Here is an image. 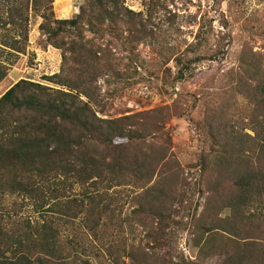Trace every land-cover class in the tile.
Masks as SVG:
<instances>
[{"label":"trees","instance_id":"1","mask_svg":"<svg viewBox=\"0 0 264 264\" xmlns=\"http://www.w3.org/2000/svg\"><path fill=\"white\" fill-rule=\"evenodd\" d=\"M3 1L8 9L0 17V43L7 55L27 54L31 12L42 19L44 45L61 50L62 68L46 78L61 87L55 89L26 80L3 85L9 67L0 64V202L8 194L22 196L45 219L8 231L0 210V264H182L161 253L169 247L175 207L190 196L183 170L169 161L170 137L154 122L162 109L104 119L93 107L97 82L112 66L86 33L102 38L117 31L153 44L152 16L131 11L124 0H84L74 18L57 20L54 0ZM238 63L230 72L236 76L232 93L213 98L206 110L211 115L199 126L207 149L194 165L195 183L205 203L188 230L197 264H264V53L245 48ZM187 68L179 69V79ZM235 96L247 102L249 113L229 122ZM126 190L122 204L119 194ZM126 202L134 208L129 215H123ZM221 211L229 217L222 219ZM62 224L78 227L62 239ZM136 224L147 247L158 252L128 245L125 230L137 231Z\"/></svg>","mask_w":264,"mask_h":264},{"label":"rangeland","instance_id":"2","mask_svg":"<svg viewBox=\"0 0 264 264\" xmlns=\"http://www.w3.org/2000/svg\"><path fill=\"white\" fill-rule=\"evenodd\" d=\"M3 3L6 2L0 0V17L7 15L8 8ZM83 4L84 0H54V17L57 20L72 19ZM124 5L144 17L152 16L148 25L154 30L156 40L153 44H138L117 31L105 32L102 38L99 34L86 33L93 50H96L95 45L102 48L108 57L107 63L112 66L109 74L97 82L99 91L94 96L93 107L98 117L104 119L162 109L159 115L162 121L152 118L155 125L161 124L163 132L170 137L167 144L169 161L175 160L183 170V177L186 176L190 186V196L187 194L188 201L175 207L177 214L173 215L168 230L169 247L161 253H168L173 263L197 264V249L191 242L193 236L189 231L191 220L200 215L205 203V197L199 195L195 183L197 172L194 165L207 149L199 126L211 115L210 111L206 112L207 104L213 98L232 93L230 83L236 76L230 72L236 71L241 51L246 48L264 53V0H124ZM29 20L26 55L9 56L10 50L0 43V64L9 67L3 85L26 80L61 89L46 78L60 73L62 52L44 45L39 16L30 12ZM3 33L5 30L0 29V38ZM177 59H181L180 65H177ZM184 65L188 67L187 71L183 79H179L178 71ZM2 92L1 85L0 94ZM222 102L225 101L220 100L215 105L220 107ZM247 105L235 96L230 105L231 118L227 120H240L249 113L244 110ZM146 123L152 130L149 124L153 122L146 120ZM246 133L253 136L248 127ZM127 191L119 194V198H123L122 204ZM130 194L133 196L132 190ZM37 208L22 196L5 195L0 202V210L5 212V228L12 231L26 221H30L34 228L36 223L45 220ZM133 209L132 204L126 202L123 215H129ZM210 215L214 217L212 212ZM219 216L226 219L229 213L221 211ZM74 227L78 226L62 224L59 227L61 238L71 235ZM136 227L137 231L125 230L128 245L140 246L148 254L158 252L159 248L153 244L147 247L145 234L140 233L142 229L137 224ZM247 237L256 239L262 235L248 232ZM124 260L129 263L128 259ZM216 261L208 260L202 264H216ZM93 263L108 264L96 260Z\"/></svg>","mask_w":264,"mask_h":264}]
</instances>
